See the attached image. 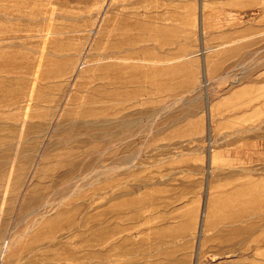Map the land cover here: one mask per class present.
<instances>
[{
    "label": "rangeland",
    "instance_id": "1",
    "mask_svg": "<svg viewBox=\"0 0 264 264\" xmlns=\"http://www.w3.org/2000/svg\"><path fill=\"white\" fill-rule=\"evenodd\" d=\"M0 33V264H264V0H0Z\"/></svg>",
    "mask_w": 264,
    "mask_h": 264
},
{
    "label": "bare ground",
    "instance_id": "2",
    "mask_svg": "<svg viewBox=\"0 0 264 264\" xmlns=\"http://www.w3.org/2000/svg\"><path fill=\"white\" fill-rule=\"evenodd\" d=\"M2 33H3V31H2ZM1 34V33H0ZM51 223V222H50Z\"/></svg>",
    "mask_w": 264,
    "mask_h": 264
}]
</instances>
